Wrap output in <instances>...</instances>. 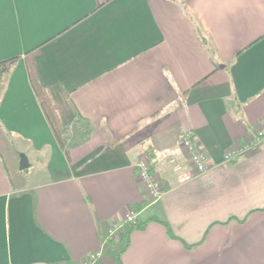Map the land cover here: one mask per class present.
I'll list each match as a JSON object with an SVG mask.
<instances>
[{"label":"crops","instance_id":"1","mask_svg":"<svg viewBox=\"0 0 264 264\" xmlns=\"http://www.w3.org/2000/svg\"><path fill=\"white\" fill-rule=\"evenodd\" d=\"M33 49L71 159L32 86ZM16 55L0 135L50 146L61 171L27 183L18 151L12 168L0 149V264H81L99 249V264H264V138L224 160L264 121V0H0V61ZM186 130L206 172L182 149ZM139 204L155 219L129 243L103 238Z\"/></svg>","mask_w":264,"mask_h":264},{"label":"built area","instance_id":"2","mask_svg":"<svg viewBox=\"0 0 264 264\" xmlns=\"http://www.w3.org/2000/svg\"><path fill=\"white\" fill-rule=\"evenodd\" d=\"M264 137V121L258 123L256 132L253 136L248 137L243 145L229 149L225 153L224 160L227 162L236 161L238 156L252 146L256 145L261 138ZM181 145L184 153L189 158L193 168L197 173L206 172L210 165L207 161V153L201 147L194 132L192 130H186L181 136ZM138 174L141 180L144 182L145 189L150 198L158 200L165 192L164 184L157 178L155 171L152 168L150 160L143 156L137 163ZM138 215V212L134 209L125 210L122 216L115 218L107 229L109 236L114 237L116 233L121 229V219L132 220ZM102 255L101 250L92 252L81 264H95L99 261Z\"/></svg>","mask_w":264,"mask_h":264},{"label":"trees","instance_id":"3","mask_svg":"<svg viewBox=\"0 0 264 264\" xmlns=\"http://www.w3.org/2000/svg\"><path fill=\"white\" fill-rule=\"evenodd\" d=\"M36 53H37V49L29 50L26 53L27 54L26 55L27 67H28L30 80H31L32 86L35 90V93L37 95V98H38V100L42 106V109L44 110V113L48 119L50 127H51L59 145L63 148L67 158L71 159L70 149L68 147V143H67L68 141L66 138V126L64 125V123L62 121L60 111L58 109L56 102L54 101V99L52 97L50 90L46 86H44L40 80L38 71L36 69L35 59H34ZM20 58H21L20 55H16V56H13V57H10L7 59H3L0 61V92L3 88V84H4L6 76L15 68V66L19 62ZM76 122H80V123L84 124L83 119L77 120ZM132 131H130V133ZM127 134H129V133H127ZM127 134L116 139L113 142V144L122 141L127 136ZM149 148H151V147H149ZM148 151H149V149H148ZM148 155H150V152H148ZM130 209H134L135 211H137L138 215L132 220L121 219V223H122L121 229L116 233V235L114 237L108 235V233H107L108 228H107L105 234L103 235V238L109 240L110 242L126 241V243H129L130 234L133 230L143 229V228H145V226L147 225V223L149 221L155 219V217L154 218L153 217L152 218L151 217L150 218H142L140 216L141 204L136 205L135 207H128L125 210L127 211ZM166 225H168V224H166ZM168 230L170 231L169 225H168ZM95 264H99V262H97Z\"/></svg>","mask_w":264,"mask_h":264},{"label":"rangeland","instance_id":"4","mask_svg":"<svg viewBox=\"0 0 264 264\" xmlns=\"http://www.w3.org/2000/svg\"><path fill=\"white\" fill-rule=\"evenodd\" d=\"M28 141L26 139L16 138L12 134L9 136L0 135V149L8 159L10 167L13 168L11 158L8 155L10 150L18 151L17 160L19 159L20 163L23 161L22 158L27 159L28 167L19 170L18 175L22 179H25L27 183L31 184L41 180L51 179L53 175L61 171L56 167L59 164V159L56 154H54L53 163L51 164L52 159L47 150L50 146L46 149H40L37 144H30Z\"/></svg>","mask_w":264,"mask_h":264},{"label":"water","instance_id":"5","mask_svg":"<svg viewBox=\"0 0 264 264\" xmlns=\"http://www.w3.org/2000/svg\"><path fill=\"white\" fill-rule=\"evenodd\" d=\"M22 160L23 161L20 163V167L22 169H24V168L28 167V162H27V159L26 158H22Z\"/></svg>","mask_w":264,"mask_h":264}]
</instances>
